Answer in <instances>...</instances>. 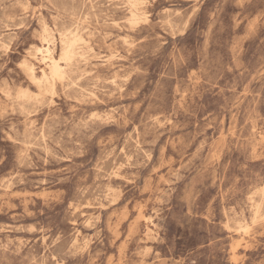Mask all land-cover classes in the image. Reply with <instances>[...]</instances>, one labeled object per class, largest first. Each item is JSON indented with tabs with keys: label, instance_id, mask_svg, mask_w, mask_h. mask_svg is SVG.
I'll return each instance as SVG.
<instances>
[{
	"label": "rangeland",
	"instance_id": "rangeland-1",
	"mask_svg": "<svg viewBox=\"0 0 264 264\" xmlns=\"http://www.w3.org/2000/svg\"><path fill=\"white\" fill-rule=\"evenodd\" d=\"M135 6L0 0V264H264V0Z\"/></svg>",
	"mask_w": 264,
	"mask_h": 264
},
{
	"label": "bare ground",
	"instance_id": "bare-ground-1",
	"mask_svg": "<svg viewBox=\"0 0 264 264\" xmlns=\"http://www.w3.org/2000/svg\"><path fill=\"white\" fill-rule=\"evenodd\" d=\"M31 1V0H30ZM132 2V4L135 6L136 3H137V0H130ZM22 2V1H21ZM92 2V1H91ZM142 3V2H141ZM22 5V4H21ZM93 5V4H92ZM139 6V4H138ZM138 6H135L137 9H138ZM65 7V6H64ZM139 10V9H138ZM64 11V10H63ZM134 13V12H133ZM113 14V13H112ZM111 14V15H112ZM137 13L134 15L136 16ZM90 17V16H89ZM102 17V16H101ZM137 17V16H136ZM133 18V17H132ZM83 19V18H82ZM86 19V18H85ZM135 19V17H134ZM79 20V19H78ZM132 20V19H131ZM2 21V20H1ZM56 22V21H55ZM88 22V21H87ZM5 23V22H4ZM57 23V22H56ZM20 24V23H19ZM186 24V23H185ZM130 25V24H129ZM116 27V26H114ZM175 29V28H174ZM81 30V29H80ZM173 30V29H172ZM175 31V30H174ZM183 31V30H182ZM11 33V32H10ZM10 35V34H9ZM79 35V34H78ZM76 37V35H75ZM126 37V36H125ZM77 38V37H76ZM74 39V38H73ZM72 39V40H73ZM79 39H77L78 41ZM70 41V40H69ZM4 42V41H3ZM7 44V43H6ZM65 46V45H64ZM69 46V44H68ZM75 46V45H73ZM10 48V47H9ZM34 49V48H33ZM37 54L40 56V58L46 62V63H49V65L51 66L50 67V71L47 72V71H42L43 72V76L42 78H38L37 77V73H36V70H35V67L33 64H30V63H25V66L26 68L28 69V71L31 73L33 79H35V81H39L40 83H49L51 85L54 84V82L57 80V79H63L65 77V72L63 70V66L62 64L60 63V60L58 59V57H56L54 55L55 52H53V49L51 47V43L49 41H47L45 44H43L42 46L40 47H37ZM83 51V50H82ZM66 52V51H65ZM64 53V52H63ZM68 53V52H67ZM66 53V55H67ZM36 56V55H35ZM81 58V57H80ZM119 58V57H118ZM79 59V58H78ZM39 60V59H38ZM47 65V64H46ZM41 72V73H42ZM28 73V72H27ZM83 76V75H82ZM6 79V78H5ZM32 79V78H31ZM112 83V82H111ZM42 87V86H41ZM88 87V86H87ZM100 87V86H99ZM55 88V87H54ZM64 88V87H63ZM24 91V90H23ZM116 91V90H115ZM4 92V91H3ZM23 94V93H22ZM47 102V101H46ZM29 105V104H28ZM8 113V112H7ZM11 113V112H10ZM92 117V116H91ZM93 118V117H92ZM111 119V118H110ZM94 121V120H93ZM104 121V119H103ZM84 122V121H83ZM86 123V122H85ZM88 124V123H87ZM78 126V125H77ZM138 129V128H137ZM15 131V130H14ZM139 141V140H138ZM137 141V142H138ZM125 144V143H124ZM52 149V148H51ZM117 149V148H116ZM140 151V150H139ZM23 152V151H22ZM120 152V151H119ZM110 153V152H109ZM24 158V157H23ZM106 159V158H105ZM138 159V158H137ZM22 160V159H21ZM131 161V160H130ZM119 164V163H118ZM130 165V164H129ZM103 167V166H102ZM137 167V166H136ZM108 173V172H107ZM115 177V176H114ZM12 182V181H10ZM98 187V186H97ZM104 189V188H103ZM117 191V190H116ZM108 192V191H107ZM107 198V197H106ZM108 199V198H107ZM80 203V202H79ZM110 204V203H109ZM83 206V205H82ZM258 215V214H257ZM95 216V215H94ZM263 216V215H262ZM95 219V218H94ZM149 220V219H148ZM256 223V222H255ZM254 223V224H255ZM100 234V233H99ZM86 242V241H85ZM85 248V247H84Z\"/></svg>",
	"mask_w": 264,
	"mask_h": 264
}]
</instances>
